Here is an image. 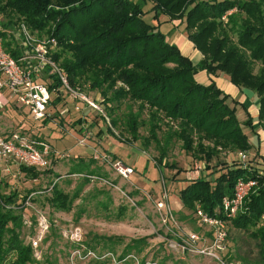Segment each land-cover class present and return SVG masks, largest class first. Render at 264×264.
Returning <instances> with one entry per match:
<instances>
[{"label":"trees","instance_id":"obj_1","mask_svg":"<svg viewBox=\"0 0 264 264\" xmlns=\"http://www.w3.org/2000/svg\"><path fill=\"white\" fill-rule=\"evenodd\" d=\"M143 1L151 3L156 17L164 14L170 20L180 19L179 23L187 31V39L203 55L197 63L181 53L176 45L167 42L158 25L143 18L141 4L133 0H0V14L4 15L0 21V37L2 43L5 41L4 49L16 59L21 54L17 55L16 50L8 47V39L14 37L11 29L14 19L22 20L31 31L38 30L54 38L58 50L51 53V59L59 67L61 65L69 87L79 90L87 87L95 99L99 97L109 115L123 99L137 105L136 112L129 113L128 128L131 138L136 140L139 127L147 125L144 147L151 142L159 146L158 132L166 126L168 134L161 144L162 149H166L171 137H176L182 141V148L188 154L206 165L216 158L217 147L232 152L250 150L251 144L236 118L235 107L227 101L229 95L213 81L208 84L198 82L195 75L199 71L208 75L224 73L233 85L254 90L258 95V123L264 128V0ZM229 10L233 11L223 21L222 16ZM236 13L237 19L234 17ZM193 28L195 32L190 33ZM44 82L50 91L47 111L51 114L41 122L44 124L57 116L62 123L71 112L63 107V96L58 93L63 84L55 75ZM58 105L62 107L60 111ZM72 108L78 113L79 109ZM53 110L57 114H52ZM144 112L147 116L145 122L140 120ZM85 116L82 119L89 126H83L85 131L90 129L93 133L95 129L94 135L108 131L96 123L102 118L97 113L86 112ZM169 123L177 124L178 130H173ZM94 124L98 127H93ZM110 124L116 125V120L112 119ZM102 152L107 153V148L104 147ZM164 153L162 150L159 163ZM111 157L125 162L114 151ZM94 162L92 157L85 163L80 160L70 174H84L86 171V175L106 179L94 169H87ZM20 170L32 180L40 173L25 166H20ZM209 170L204 169L198 178L186 180L178 192L183 207L192 213L193 218L197 203L208 214L226 218L221 210L222 198L231 195L238 179H255L257 186L245 198L242 210L229 218L228 223L247 233L264 261V176L261 174L264 170L251 162L248 167H242L237 159L226 164L225 169ZM89 181L83 176V182L72 194L63 191L55 182L51 183L46 188L49 191L47 203L56 211L70 212L74 200ZM15 195L13 192L0 194V264H39L33 256L31 243L25 242L21 236L24 214L20 207L16 208L23 204L28 194L22 198V204L18 202L21 197L17 199ZM83 210L82 207L77 210L76 219ZM189 215L180 214L178 219L188 220ZM199 227L202 236H210L208 228ZM120 241L122 239L116 236L102 239H84L83 236V252L87 249L95 252L100 242H107L105 247L115 257V264H134V257L143 250L147 237L124 243L123 250L116 255L110 245ZM70 246L79 245L72 242ZM228 250L227 240L223 258L228 257ZM97 253L98 258L85 264H107L113 258L101 257L103 254ZM139 263L145 264V260L141 259ZM159 264H164V259Z\"/></svg>","mask_w":264,"mask_h":264},{"label":"rangeland","instance_id":"obj_2","mask_svg":"<svg viewBox=\"0 0 264 264\" xmlns=\"http://www.w3.org/2000/svg\"><path fill=\"white\" fill-rule=\"evenodd\" d=\"M133 1L141 4L144 11L143 18L148 23L158 25V29L165 34L167 42L176 46L184 42V34L187 35V31L179 23L180 19L170 20L164 14H159L156 17L151 10L150 2ZM233 10L236 11V9ZM233 10L227 11L221 19L226 21V15ZM2 17L4 15L0 14V21H2ZM9 17L10 15L6 16V19ZM234 17L237 19V13ZM13 23L11 29L14 37L11 35L12 38L8 39L10 42L8 47L16 50L17 55L29 52L37 41L49 39L48 35L41 34L38 30L31 31L22 20L14 19ZM193 32H195V28L190 31V33ZM25 34H29L32 38L31 44L22 45ZM57 50V47L50 49L51 52ZM194 62L197 63L198 59ZM257 68L256 64L255 72ZM39 75L43 79L47 75V71L42 70ZM196 76L198 79L201 78L200 74ZM119 85L127 89L122 83ZM61 89L60 86L59 96H65L67 100L60 97L59 99L65 102L63 107L69 108L71 111L69 114L67 112L68 116L62 123L57 119V116L55 119L46 120L44 124L41 120L35 121L27 113V108L14 100L10 105L0 107L1 135L9 136L14 132H19L37 142L48 143L52 150L59 153L55 157L56 159L52 157V163L48 169H35L40 173L33 180L25 176L20 170V166L12 159V161L0 164V194L13 192L17 199L21 197L18 200L21 204L22 198L28 194L23 204L16 208L20 207L19 210H22L24 214L21 236L25 242L31 243L34 250L33 256L39 264H85L95 258L74 255L69 235L74 228L81 230L84 239L91 237L102 239L112 236L121 238L122 241L110 245L116 255L129 241L147 237V243L143 250L134 257V264H141L139 263L141 259L145 260V264H159L162 259H164V264H219L209 256L196 255L188 251L182 252L174 245L178 232L193 231L199 234L200 230L197 219L193 218L192 213L183 207L178 192L189 179L187 172H190L195 162L204 166L205 170L207 168L222 170L225 169L226 164L235 162L239 152H245L252 165L264 169V133H261V129L264 131V128L260 127L257 119L258 95L256 92L249 88H239L233 85H229V88L225 90L229 91L227 101L235 107L236 118L243 132L248 136L251 149L232 152L217 147L216 158L211 161L210 165H206L204 161L196 160L188 154L182 148V141L176 137H171L166 149H162L161 144L168 134L166 126H163L162 130L158 132V137L161 140L159 146H155L154 142H151L149 146L144 147L143 140L148 136L147 125L140 126L139 137L136 140L132 139L128 128L129 113H135L137 105L129 103L127 99H123L110 115L107 112L109 123L102 118L96 122L108 131H103L99 135L93 134L95 130L93 128V133L90 129L85 131L83 126L89 127L83 120L86 117V112L82 111L81 104H77L81 112L77 110L78 113H75L72 107L76 102L73 101L69 90ZM82 92L86 96L94 97L87 87H84ZM57 109L60 111L62 107L58 105ZM52 114H57V111L53 110ZM112 119L116 120V125L111 126ZM146 119L147 116L144 112L141 114L140 120L145 122ZM247 120L250 122L248 123ZM169 124L173 130H178L177 124ZM96 126L98 127V125H93L97 128ZM86 132H90L88 138L83 144H79L78 139L83 137ZM104 147L114 151L127 164L133 166L134 174L129 178H122L115 174L108 163L94 159V150L103 153ZM162 150L165 153L159 163ZM107 153L111 155L109 151ZM90 157L95 162L87 169H94L105 175L109 183L105 184L97 180L89 181L74 200L70 212L54 210L47 203L49 191L46 188L55 182L63 191L72 194L83 182V177L71 175L70 172L73 171V168H77L80 160L85 163ZM49 169L51 172L48 171ZM85 173L86 171H84ZM164 189L167 193V204L171 213L172 222L170 221V223H163L162 211H159L156 205L158 200L165 201L163 198ZM11 206L13 207V205ZM196 206H200V204L197 203ZM80 207L84 210L81 216L76 219L77 210ZM119 210L122 211L119 212ZM180 214H190V217L188 220H180L178 219ZM227 231L228 259L241 264H264V261L259 257L255 242L248 237L246 232L235 229L230 223H227ZM34 240L37 241L35 246L32 244ZM100 243L96 247V256L99 252L103 254L101 257H113L107 251L108 247H105V244L108 243H101L102 245ZM111 259L107 264H115V257ZM117 264H122V262Z\"/></svg>","mask_w":264,"mask_h":264},{"label":"built area","instance_id":"obj_3","mask_svg":"<svg viewBox=\"0 0 264 264\" xmlns=\"http://www.w3.org/2000/svg\"><path fill=\"white\" fill-rule=\"evenodd\" d=\"M32 38L29 34L24 35L22 45L31 44ZM56 41L54 38H49L45 41H37L29 52L22 54L19 58H15L9 54L3 47L2 39L0 37V107H3L16 101L20 105L27 108L28 113L36 121L49 117L47 108L49 105L50 91L44 80L51 75L59 78L63 84L62 89H67L73 97V101L81 104L83 112L97 113L104 120L109 123V117L104 111L99 99L86 96L79 89H73L68 86L67 79L62 73L60 67L51 59V48H56ZM42 70L47 71L45 78H40ZM66 101L67 98L63 96ZM69 101V100H68ZM70 102V101H69ZM78 110V106L75 105ZM64 112L63 110L61 111ZM89 132H86L83 137L78 139L79 144H83L88 138ZM59 155L58 152L51 149L46 142H37L26 135L14 132L9 136L0 134V164L2 162L15 161L18 166H25L37 170L48 169L51 166L52 157ZM94 159L102 160L108 163L116 175L122 178H129L134 174V169L131 165L123 162L120 159H113L108 153H99L94 150ZM12 159V160H11ZM238 162L242 167H248L250 160H248L245 152H239L237 155ZM204 166H200L195 162L190 172H187L189 179L198 178L202 175ZM261 174L264 176L263 171ZM75 176H86L90 181H99L109 183L106 179L95 175L73 174ZM257 186L255 179H238L235 182L231 195H226L221 200V210L226 218L213 216L205 212L200 206H196L194 210L195 219L200 225L208 228L210 236H202L200 233L193 231L178 232L176 234V242L174 245L181 249L182 252L188 251L196 255H206L213 258L219 264H241L240 262H233L230 259L223 258L222 255L227 251V223L228 219L236 216L243 208L245 198ZM163 200L156 202L157 209L161 212V219L163 223H170L171 213L167 204V193L164 189ZM172 222V221H171ZM71 242L79 245L74 248V255L79 257H95L93 250L87 249L83 252L84 245L83 235L79 228H74L70 231ZM32 244L37 245L34 240Z\"/></svg>","mask_w":264,"mask_h":264},{"label":"crops","instance_id":"obj_4","mask_svg":"<svg viewBox=\"0 0 264 264\" xmlns=\"http://www.w3.org/2000/svg\"><path fill=\"white\" fill-rule=\"evenodd\" d=\"M183 27H184V25H183ZM184 39H185L184 42H182L179 46H177L179 48V50L181 51V53H183L184 55L188 56L193 62L196 59H198V61H199V59L201 58V54L193 47L192 43L187 39V35L186 34H184ZM198 74L201 75L202 79L201 78H199V79L197 78L196 75H198ZM196 75H195V78H196V80L198 82L204 83V84H208L211 81H213L215 83V85L220 90L224 91L225 93H227L229 95V91H227V92L225 91V90H227V88H229V85L230 86L233 85L230 82V80H229V76H227L225 74H222V73H218V74H215V75H208L205 71H199ZM233 86H235V85H233ZM257 113H258V109H257ZM261 133H264V131L262 129H261ZM108 151L110 153L112 152V150H108Z\"/></svg>","mask_w":264,"mask_h":264}]
</instances>
